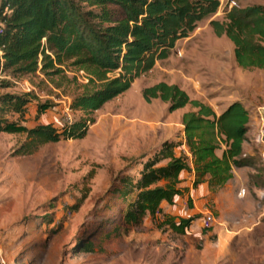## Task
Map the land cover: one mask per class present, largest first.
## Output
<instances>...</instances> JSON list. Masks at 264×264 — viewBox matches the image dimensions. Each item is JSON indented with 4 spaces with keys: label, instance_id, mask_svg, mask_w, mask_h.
I'll return each mask as SVG.
<instances>
[{
    "label": "rangeland",
    "instance_id": "rangeland-1",
    "mask_svg": "<svg viewBox=\"0 0 264 264\" xmlns=\"http://www.w3.org/2000/svg\"><path fill=\"white\" fill-rule=\"evenodd\" d=\"M220 1L217 11L179 39L167 58L90 115L71 110L69 104L86 86L97 88L99 82L90 84V74L71 61L60 66L59 74L1 75L10 86L0 93H30L27 127L51 123L61 128L81 117L94 119L83 138L48 142L32 154L16 153L26 139L24 133L0 132L4 264H264L261 160L250 164L255 168L250 189L240 182L233 187L225 213L218 212L211 200L199 206L186 198L179 212L183 217L171 215L176 222L195 217L183 234L160 226L162 214L126 228L119 217L123 204L112 190L121 185L122 177L137 176L164 141L180 137L182 115L192 109L186 105L169 112V102L159 98L146 102L141 96L145 87L160 81L177 84L192 99L213 108L235 100L252 112L264 106V70L240 68L233 43L216 36L209 25L211 19L223 20L233 5H264V0ZM38 103L50 108L38 113ZM245 176L239 174L237 180ZM204 207L215 218L209 229L201 224Z\"/></svg>",
    "mask_w": 264,
    "mask_h": 264
},
{
    "label": "trees",
    "instance_id": "trees-1",
    "mask_svg": "<svg viewBox=\"0 0 264 264\" xmlns=\"http://www.w3.org/2000/svg\"><path fill=\"white\" fill-rule=\"evenodd\" d=\"M219 0H0V89L10 86L1 75L12 76L41 71L63 72V63L90 74L88 89L71 100L69 108L92 114L105 102L126 91L132 81L169 56L179 39L187 37L205 18L213 15ZM216 36L233 43L236 64L242 69H264V5H233L223 20L211 19ZM108 72H117L108 77ZM146 102L159 98L169 102L168 111L186 105L183 130L176 140L164 141L152 157L142 163L137 176H124L115 187L123 208V226L141 225L146 217L163 215L160 226L183 234L194 216L178 222L162 211L160 203H173L185 189L179 186L182 170L193 173L192 185L206 183L210 191L222 188L233 178V169L248 166L244 153L249 112L239 100L219 114L177 84L160 81L141 91ZM30 93H0V132L24 133L17 154H32L43 144L61 139L83 138L94 122L81 117L61 128L51 123L24 125ZM50 108L38 103V113ZM11 115H16L11 119ZM187 146L190 157L175 149ZM189 160L192 166L189 165ZM190 201V199H188Z\"/></svg>",
    "mask_w": 264,
    "mask_h": 264
},
{
    "label": "crops",
    "instance_id": "crops-1",
    "mask_svg": "<svg viewBox=\"0 0 264 264\" xmlns=\"http://www.w3.org/2000/svg\"><path fill=\"white\" fill-rule=\"evenodd\" d=\"M235 60V59H234ZM258 69V68H255ZM264 70V69H262ZM240 101V100H239ZM242 102V101H241ZM243 103V102H242ZM230 104V103H228ZM228 104H225V106L217 105L216 108H213L216 114H219L222 110H224ZM245 106V104L243 103ZM259 107V108H258ZM257 110L253 108V112L250 111L246 106L245 108L249 112V121H248V130L246 132L247 140L244 142L243 150L244 153L249 157L251 160V164L256 162V160L262 159V151L263 147L261 144H259L256 141V138L260 132L262 119L264 121V111L263 106H258ZM181 130H183V125L181 124ZM181 152H184L190 157V154L188 152L187 146L183 143L180 147H177L175 149V154L179 155ZM189 165L192 166L191 161L189 160ZM264 167V163L262 164ZM255 168L251 165L243 166V167H236L233 169V178L229 180L222 188L218 189L216 192H212L209 190L206 183H200L197 186L192 185L193 181V173L188 172L186 170H182L179 173V186L185 189V192L183 195H176L173 199V203L169 204L166 201H162L160 203V206L162 208L163 213L166 212L168 215H179L180 217H183L179 214L180 211L183 209V203L185 202L186 198L192 200L195 205H202L207 200H211L214 202V208L218 210V212H221L222 214L226 212L225 207V200L229 198L231 195V192L233 190V187L238 182L242 183L243 187L245 189H250V182L249 180L252 178V176L255 174ZM244 173L246 175L244 179L237 180V177H239V174ZM255 176V175H254ZM252 187L255 189L259 188L257 185L252 184ZM257 192V191H256ZM194 210V209H191ZM189 216V215H188ZM188 218V217H186Z\"/></svg>",
    "mask_w": 264,
    "mask_h": 264
},
{
    "label": "built area",
    "instance_id": "built-area-1",
    "mask_svg": "<svg viewBox=\"0 0 264 264\" xmlns=\"http://www.w3.org/2000/svg\"><path fill=\"white\" fill-rule=\"evenodd\" d=\"M219 2H220V5H222V1L219 0ZM1 29H2V23L0 22V31H1ZM262 108L264 111V106ZM261 121H262L261 128H260V132L256 138V141L259 144H261L263 147L262 159H263V163H264V121H263V119ZM200 212L202 214V217H201L202 227L204 229H209L213 225V223L215 222V218H214L213 214L211 213V211H209L205 207ZM0 264H4V261L1 257H0Z\"/></svg>",
    "mask_w": 264,
    "mask_h": 264
}]
</instances>
